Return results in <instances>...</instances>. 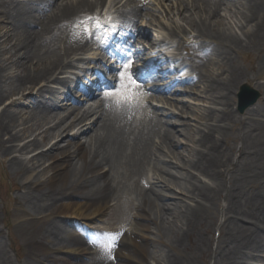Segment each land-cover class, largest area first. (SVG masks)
Wrapping results in <instances>:
<instances>
[{"label": "bare ground", "instance_id": "bare-ground-1", "mask_svg": "<svg viewBox=\"0 0 264 264\" xmlns=\"http://www.w3.org/2000/svg\"><path fill=\"white\" fill-rule=\"evenodd\" d=\"M20 1L0 0V17L6 22V25H0V106L5 99L12 98L0 113V155L10 156V164L24 176L32 172L36 162L43 165L45 162L42 161H51L48 168L51 174L45 182L39 177L27 181L29 176H26L21 186L23 199L18 207L21 216H31L32 222L23 223L19 231L23 230L29 238L31 253L36 257L40 252L38 248H51L57 250L59 256L44 255L41 261L46 264H67L70 258L75 260L72 264H82L79 259L88 251L78 241L75 245L68 243L72 232L68 229L67 219L74 218L89 226L107 214L111 201L120 203L128 199L127 204L136 210L134 217L141 221L147 219L151 226H155L157 241L165 247V257L156 264H200L203 258L205 264H256L255 261L264 260V124L256 128L259 132L254 137L243 136L240 145H227V128L237 121L232 107L235 90L243 86L242 83L258 85L264 98V83H260L264 80V55L259 53L251 72L243 70L230 56V53L247 46L258 45L264 38V0H247L243 17L245 23L251 25L241 30L243 37L216 29L220 21L211 19H215L222 6L209 0H176L178 8H183L179 17L194 34L184 38L182 43L186 45L194 38L199 40L189 47L179 43L177 50L197 53L206 60L214 56L223 62L222 67L227 68L220 75L199 76L198 81L205 85L203 100L212 107L202 116L206 120L203 128L191 140L193 158L186 160L184 151L177 150L179 143L175 139L176 133L185 137L184 128L162 130V127L177 125V121L172 120L173 115L163 107L161 112L165 118L155 127L145 123L149 122L146 119L134 125L130 115L132 106L126 107L121 116L115 114L111 119L105 118L107 120L95 113L97 119L90 125L87 122L93 113L91 104L86 108L77 105L67 108L69 114L66 116L50 112L62 101L75 102L71 97L78 89L76 78L79 79L81 73L86 75L88 69L84 63L92 62L86 54L92 51L95 43L85 41L84 31L79 37L74 29L75 23L86 18V13H95L94 9L104 7L109 0H63L61 3L57 1V8L56 0H50V5L54 4L56 8L52 18L59 33L50 42L52 48L47 47V43L39 44L49 33L48 0H26L25 4ZM112 1L115 25L118 24L121 31L132 29L142 8L140 0H124L121 4V0ZM148 24L153 25L152 19H148ZM3 29L5 32L1 34ZM166 30V37L172 38L162 39V45L170 39L172 43L178 35L177 30ZM138 35L149 36L144 28ZM12 49L14 56L18 57L16 60ZM170 58L156 57L153 61L155 69L159 70L161 61L168 63ZM100 64L99 60L95 62V66ZM255 81L257 83L253 85ZM26 82L31 85L30 89L40 87L31 98V110L16 112L12 106L18 102L13 100V95L22 90ZM42 82L48 85L41 86ZM157 102L162 105L164 100L160 96ZM251 112L264 118V112L260 110L252 109ZM70 116L74 120L66 124ZM98 122L102 123L103 132L96 129ZM179 125L184 124L180 121ZM76 128L79 129L72 136H63ZM28 132H31L30 136ZM54 138L60 140L49 146ZM165 147L185 161L179 167L191 173L188 200L193 203L179 210L173 207L175 203H166L162 210L166 209L167 216L163 218L157 211V201L163 197L162 190L154 189V186L161 182L166 188L168 184L158 176L170 178L175 174L165 167H152V163L162 160ZM37 150L40 151L36 154ZM149 167L153 172L150 179L155 180V185L143 182V179H149L146 176ZM214 206H221L223 220L220 223L212 218ZM165 224L169 225L166 232L163 231ZM141 225L146 231H152L146 224L141 222ZM213 228L220 233L215 248L209 235ZM103 234L107 239L111 237L110 244L115 252L114 259L108 255L104 258L106 264H141L138 256L127 249L139 247L136 236L121 235L123 238L120 237L118 242L115 241V232ZM192 235L197 236L193 240V249L185 243ZM142 237L144 241L151 238L147 234ZM4 256L0 247V260Z\"/></svg>", "mask_w": 264, "mask_h": 264}, {"label": "rangeland", "instance_id": "rangeland-1", "mask_svg": "<svg viewBox=\"0 0 264 264\" xmlns=\"http://www.w3.org/2000/svg\"><path fill=\"white\" fill-rule=\"evenodd\" d=\"M20 1V0H16ZM144 3L145 8L143 9V17L144 13L146 12L145 18H140L137 20L138 28H145L146 33L149 36L144 37L145 39L149 40L150 43L158 44L159 48L157 50H161L162 53H165L167 57L170 58L168 61L171 62L169 65H164L163 67L169 69L172 66L179 67L180 60L179 58L181 55H176L179 53L177 51V45L180 43L182 45V39L187 38L189 34H193V31L183 19L179 17L178 13L183 12V8L176 5V0H142ZM212 3L220 5L221 8L218 11V14L215 15V19H211L213 21L219 20V27L216 25V29H221L223 32H230L235 34L236 36L243 37L240 33L242 29L249 28L251 23H245L244 13L246 11V4L247 0H211ZM20 4H25L26 0H21ZM178 8V9H177ZM148 19H152L153 25H147ZM210 20V21H211ZM242 22L244 24L242 25ZM82 24L84 29L87 31V24L83 22H79ZM0 25H6V22L0 17ZM74 27H81V25H74ZM33 28V27H32ZM37 26H34L36 29ZM174 29L177 30L178 35L174 38L173 42L170 44L166 43L165 45H161L167 38L168 31L166 29ZM166 30V31H165ZM1 34H4L5 30H2ZM188 32V33H187ZM185 33H187L185 35ZM58 33L57 24L52 19L49 20V33L46 34L40 41L39 44H46L47 47L52 48V44H50L51 40L56 37ZM47 41V42H46ZM198 39H193L192 42H196ZM260 41V40H259ZM13 43V41H12ZM191 43V42H189ZM52 45V46H51ZM179 45V46H180ZM162 46V47H161ZM11 47V43L8 44V48ZM58 47V46H57ZM263 48V50H262ZM156 50V51H157ZM14 60L18 59L17 56H14L15 53L13 49L11 50ZM259 53L264 55V38L255 46H247L241 50L236 51V53H230L231 58L235 61L237 65H239L243 70L247 72H251V69L255 66L257 57ZM151 55V54H150ZM152 57L153 54H152ZM175 57V58H174ZM189 58V57H188ZM201 59V58H200ZM168 62V63H169ZM167 63V64H168ZM223 62L212 56L209 60L202 59L201 62H197L195 67L196 70L194 71L192 68L188 69V72H183L181 74L180 79L184 77H192V81H184L183 83L177 84L173 86L170 91L166 93H155L154 97H151L148 101L149 103L146 106H140L135 108L134 116L137 119L134 122V125H139L142 119H146L149 122H145L149 124V126H157L158 122H162L165 117H163L161 112V106L165 107V110L170 114L173 115L172 120L177 121V125L174 127L165 126L162 127V130L168 128L170 130L175 131L174 128H180L185 133V137L182 135L175 134V139L179 143L177 146L178 151H184V157L186 159H192L194 152H193V144L191 140L195 138V134L199 131V129L203 128L202 126L205 124L206 120L203 119L207 109L211 108L212 105L207 101L203 100V96H206L205 92V85H203L200 81H198L199 76H207L212 74L220 75L223 71L227 68L222 67ZM81 65V64H79ZM82 66V65H81ZM226 68V69H224ZM180 67L177 68L175 71L180 72ZM76 73H78L75 70ZM82 74V73H81ZM67 76L68 74H64ZM80 75V74H79ZM171 78H175V73L169 74ZM73 76V75H69ZM169 81H172L171 78ZM76 78V77H75ZM81 81V77L79 79L76 78V83ZM257 82L253 83L255 85ZM260 83H264V80H260ZM244 84V83H242ZM41 86L48 85L46 82H42ZM167 84L161 83V86H166ZM255 91H257L260 95L257 101L250 105L246 106L244 109L240 110L239 103H238V96L237 93L239 92V88L235 90V94L232 98V107L234 115H236V123L232 126L227 128V145L228 147H235L236 145H240L241 139L243 136H252L254 137L259 131L256 128L261 127V124H264V118L255 116L256 113L251 112L253 109L254 111L260 110L262 113L264 112V98L263 90L259 88L258 85L252 86L250 85ZM31 85L29 82L25 83V86L22 90H20L16 95H13V100L17 101L12 106V109L16 112L25 111L26 113L31 110V98L36 94L38 88L37 86L35 89H30ZM75 95V94H74ZM163 98L164 103H158L155 101L156 97ZM73 97V94H72ZM246 99V98H245ZM244 101L247 103V101ZM12 100V98H11ZM11 100L5 99L4 103L0 106V113L2 109L9 104ZM244 102V103H245ZM158 106V107H157ZM71 101H62L57 107H53L50 112L52 113H61V115L66 116L69 114V110L71 109ZM249 112L246 114V112ZM132 114V112H131ZM130 114V115H131ZM129 115V117H130ZM169 115V116H170ZM167 118V117H166ZM241 118V120H239ZM58 120L54 121L51 126H54ZM73 121V116L68 117L66 124H69ZM180 121L183 122L184 125H179ZM122 125V123H121ZM141 126V125H140ZM162 126V125H161ZM21 127H18L19 129ZM78 129H72L69 134L65 133L63 136L73 135ZM172 132V131H171ZM177 132V131H176ZM31 135V132H28V136ZM178 135V136H177ZM62 136V137H63ZM56 138V137H55ZM53 139L49 146L57 141V139ZM38 140H43L42 137H38ZM158 139H156V142ZM16 144H22V142H17ZM48 146V147H49ZM186 146V148H184ZM40 150L35 151L37 154ZM231 152V150L229 149ZM57 152V151H54ZM161 152V150L159 151ZM34 153V152H33ZM16 155L20 156V154L15 153ZM163 158L159 162L152 163V167L161 168L165 167V169H169L174 175V177L168 178V176L162 175L158 176L161 178L162 181L166 182L168 185L167 187L161 186V182L155 185V180H151L150 176L153 175L151 168L149 167V172L146 174L148 175L149 179H143V182L151 185H155L154 189H161L163 197L161 200H158V213L160 216L165 218L167 215L165 214L167 211L164 207L166 203H175L173 207L179 210L182 206L193 202L189 201V196L191 194L188 191V185L192 183L190 178L191 173L187 172L186 170L181 169L179 167L185 161L180 157H176L171 154L168 150V147L164 148L162 151ZM26 156V155H25ZM24 156V157H25ZM10 156L3 157L0 155V247L5 255L3 259L0 260V264H46L45 261H41L46 256H59V252L55 249H41L38 248V255L35 257L32 252V244L27 236L24 235V231H19V226L23 225V223H30L31 216H21V208L18 207V204L22 203V195H21V186L23 182L26 180V176H29L28 180H31L33 177H39L41 182H45L47 178L50 176V172L48 171L49 164L51 161L45 160L43 165H40L38 162L33 167V170L28 175L24 176L22 172H17L14 167L9 162ZM124 160V159H123ZM184 161V162H182ZM120 170V169H119ZM128 201V199H127ZM127 201L123 199L120 203L116 201H111L109 203V209L107 214L104 215L101 219L95 220L89 226L82 224L81 222L77 221L74 218H68L67 221L69 223L68 229L72 232V236L70 237L68 243L70 245H75L77 241L80 244H83L88 253L79 259V262L82 264H106L104 258L108 255L109 257H115L114 247L110 244V239L106 238V235L103 232L114 233L115 232V241L119 238L120 232H124L123 236H136L137 240L139 241V247L131 246L130 249L132 254L138 256L141 264H156L157 260H161L164 258L166 253L165 247L157 241V237L155 236V226H151L147 219H143V221L138 220L134 217L136 210L131 207V205L127 204ZM118 205V208H114L115 205ZM212 218L214 217L218 223L223 220V213L221 206H214L211 211ZM213 219V220H215ZM138 220V223L135 224V221ZM32 222V221H31ZM137 222V221H136ZM141 222L146 224V227L150 228L152 231H146V228L141 225ZM36 225H41V222H36ZM35 226V225H34ZM169 225L165 224L163 227V231L167 229ZM162 230V228H161ZM169 230V229H168ZM159 232V231H158ZM166 232V231H165ZM147 234L152 239L155 238L156 240H152L149 238V241H144L142 235ZM168 234V231L167 233ZM210 241L211 244L215 248L217 244V240L220 236V233L216 230V228L211 229L210 233ZM127 236V237H128ZM197 236L192 235L191 238L185 241V243L189 244L193 249V240ZM109 240V241H108ZM159 242V243H158ZM120 245V244H118ZM98 247L100 252H97ZM129 250V251H130ZM146 253H145V252ZM90 252V253H89ZM63 254V253H62ZM61 255V254H60ZM34 256V257H33ZM264 256V254L262 255ZM154 259V260H153ZM71 261V260H70ZM68 260V264L70 262ZM156 261V262H155ZM262 261V262H261ZM260 262H256V264H264V260ZM200 264H205L206 260L200 259Z\"/></svg>", "mask_w": 264, "mask_h": 264}, {"label": "snow or ice", "instance_id": "snow-or-ice-1", "mask_svg": "<svg viewBox=\"0 0 264 264\" xmlns=\"http://www.w3.org/2000/svg\"><path fill=\"white\" fill-rule=\"evenodd\" d=\"M130 69L131 63L126 64L124 69L119 72L121 82L120 87L114 91L105 93L107 97H116L117 104L138 99L140 96V93L136 91V89L139 88V85L137 84L136 79L133 78Z\"/></svg>", "mask_w": 264, "mask_h": 264}, {"label": "water", "instance_id": "water-1", "mask_svg": "<svg viewBox=\"0 0 264 264\" xmlns=\"http://www.w3.org/2000/svg\"><path fill=\"white\" fill-rule=\"evenodd\" d=\"M248 92V91H250V89L247 87V86H243L242 87V92H241V94L239 95V97H240V99H241V97L244 95V93L245 92ZM252 101V100H251Z\"/></svg>", "mask_w": 264, "mask_h": 264}]
</instances>
